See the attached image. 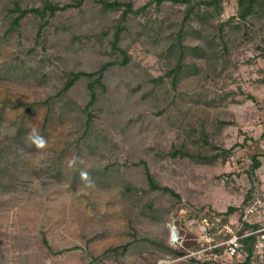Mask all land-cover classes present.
Returning a JSON list of instances; mask_svg holds the SVG:
<instances>
[{"label":"rangeland","instance_id":"obj_1","mask_svg":"<svg viewBox=\"0 0 264 264\" xmlns=\"http://www.w3.org/2000/svg\"><path fill=\"white\" fill-rule=\"evenodd\" d=\"M147 1L134 0L136 7ZM224 5L221 22L237 14L238 0H224ZM97 10L87 1L83 12L74 9L57 15L56 25L70 20L74 33L56 35L55 25L50 26L55 35L46 38L48 45L53 44L46 49L43 38L37 41L27 22L18 33H6L0 16V145L12 148L1 166L7 169L9 188L0 193V264H89L107 249L128 242L132 244L122 262L105 264H192L195 259L176 261L151 240L177 248L182 242L187 246L207 239L208 223L199 216L241 206L250 185L246 171L241 175L237 171L253 163L251 155L260 143L249 139L246 148H236L226 164L203 161L202 156L264 133V12L247 22L235 19L233 25L225 22L222 30L203 32L209 41V58L187 57L173 86V75L167 73L175 60H168L167 51L181 28L184 6L167 2L161 12L155 4L150 6L148 15L164 20L163 32L156 37L161 44L137 42L131 52L142 68H114L106 74L107 92L99 105L104 112L91 121L85 134L87 115L78 106L87 99L85 82L78 83L69 96L59 92L65 71H95L104 59L86 35L116 15L98 16ZM144 17L140 14L135 21ZM184 28V44L201 42L195 33L201 29L199 24L190 21ZM74 35L84 36L86 42L72 44ZM150 75L165 78L153 96L144 98L150 86L145 79ZM137 84L141 87L134 92ZM239 87L244 93L235 94ZM141 113L143 123L130 121L132 127L127 126L130 118ZM18 132L20 140L15 138ZM35 137L46 141L44 148H37ZM173 146L193 157L164 159L155 154ZM141 158L158 181L182 196L185 207L178 209L168 195L150 194L161 207L172 206L165 222L140 216L122 186L123 179L146 184L141 169L133 165ZM94 170L108 171L110 182L98 184L89 178ZM263 171L264 166L257 170L258 176ZM190 214L195 215L190 219ZM239 218L237 211L230 222L236 224ZM175 220L182 224L177 227ZM222 259L223 264L234 261L227 255Z\"/></svg>","mask_w":264,"mask_h":264},{"label":"trees","instance_id":"obj_2","mask_svg":"<svg viewBox=\"0 0 264 264\" xmlns=\"http://www.w3.org/2000/svg\"><path fill=\"white\" fill-rule=\"evenodd\" d=\"M94 3L99 10L97 12L98 16L101 15H110L115 14L116 17L112 18L109 23L100 25L93 28L90 35H86V41L96 45V53L103 56L99 68L95 71H87L85 69L72 70L68 69L64 72L65 81L64 86L60 90L59 95L65 94L70 95L71 91L77 86L78 83L82 81L85 82L87 99L84 103H79L78 106L81 108L82 112H85L87 115V121L85 123V134L91 129V121H94L95 118L104 112L101 106H99L104 98H101L107 92V84L105 81L106 74L114 68H127L138 66L142 68L138 62L133 60L132 49L134 44L141 42L144 45H149L154 47L161 44V41L156 37H159L163 32L160 29V24L163 25L164 20H159L156 17L148 15L147 10L153 4L156 5V9L161 12L163 10L164 3H171L173 6H184V15L181 21V28L177 33L173 41L168 45V60H175V65L168 71L167 75H173V86H176L180 78L181 72L184 69L185 59L187 57L200 58L207 60L210 56L209 54V41L206 39V31H209L211 28H218L219 30L223 29V26L226 24L233 25L235 19L238 21L247 22L248 19L254 14H260L264 12V0H238V10L235 16L229 17L225 22H221V17L225 11L224 0H149L145 4L136 7L134 0H70L63 2L62 0H39L38 4H29L25 0H0V16L2 25L5 27L6 33H15L22 30L24 23L28 24L26 27L33 29L36 33V40L41 37L43 38V47H51L53 44L48 45L47 41L50 38V35L54 36L55 34H62V32H67L69 34L74 33V29L71 30L70 20L61 22L60 25H56L54 20L57 15L62 12H67L70 10H77L78 12H83L86 2ZM142 15L145 18L143 21H135V18L138 15ZM194 21L201 26V29L196 31L200 43L197 45H187L184 44V34L187 33L185 30V25ZM220 23V24H217ZM52 25H55V30L53 34L50 29ZM46 35V36H45ZM48 38V39H46ZM84 36L74 35L71 40L72 44L75 43H85L83 41ZM50 41V40H49ZM129 41L128 44L126 42ZM96 43V44H95ZM34 49V48H33ZM147 51L151 52L152 49L147 47ZM264 57V50L261 54ZM194 69H198L196 64L191 65ZM236 68V64H235ZM141 73V72H140ZM230 75H233V72H230ZM164 76L160 75L153 77L152 75L149 78L146 77L145 82L148 83L149 88H146L143 92L144 98H149L155 93L157 86H160L164 81ZM144 82L141 84L143 86ZM141 85H136L133 88V91L140 89ZM234 92V91H233ZM235 94L244 93L242 88L239 87L238 91L234 92ZM250 99L254 100V96L251 94L248 95ZM233 101L236 103H243L241 100L233 98ZM118 110V114H119ZM121 114V113H120ZM138 115L135 118H130L127 126L131 124L135 125L142 119H144V114ZM131 121V124H130ZM142 120L140 123H143ZM126 126V127H127ZM149 127V126H148ZM143 131V130H142ZM19 134L16 135V139H19ZM252 140L256 143L262 142L264 139V133L258 139L245 138L242 143H236L231 148L221 149L219 152L212 154L211 156H202L203 161L207 162H216L220 160L222 164H226L231 157H233L236 148H246L248 141ZM24 143V142H23ZM29 145V144H28ZM152 150H155L152 147ZM12 148L9 146L0 145V193L6 191L9 188L7 182V169L2 166V161L5 157L9 156L12 152ZM155 154L159 158H177V157H193L192 153L188 150H183L176 146H173L168 151H156ZM253 163L249 167H241L243 171L247 173L248 177L252 181L254 175H256L257 170L261 168L262 161L260 160V153L257 151L252 155ZM134 167L141 169L144 182L146 183L143 186H138L132 183L131 180L123 179L122 186L125 190L126 196L130 200L132 206L136 207L139 211L140 216L153 221V222H165L167 217L171 212V207H161L157 201L150 196L151 193L160 192L162 195H168L173 205H176L178 209L185 207V204L182 203V196L177 192L173 187L164 185L157 180L156 176L151 171L148 162L141 158L138 162H134ZM110 169V168H108ZM108 171L100 170L89 173V178L96 181L98 184H106L110 182L109 175H106ZM234 172L229 173V177H232ZM241 173H243L241 171ZM237 175H241L238 172ZM75 178V177H74ZM249 191H246L245 197L243 199L242 205L229 206L225 212H218L215 210H210V212L204 213V215L199 216L201 221H207V233L212 239V243L226 241L230 238L231 234L227 233L225 230L226 225H231L234 229H238V234L242 237L240 238V246L238 252L242 259L235 257L233 262L229 264H255L258 263L257 256V239L258 234H249L245 235L247 232H251L259 228V224L250 223L247 220H244L243 217L239 218L238 223H231L230 217L237 211H239L244 203L248 202ZM159 200V199H158ZM195 214H190L189 218L194 217ZM175 225L179 227L182 224L181 220H175ZM45 245L48 247L49 251H53L46 239H43ZM152 243L159 247H164L165 252L171 254L176 261H181V258L190 257L195 259L192 264H223L222 257L226 253L227 245H221L214 247L211 250H208L206 256L199 258L198 256H189L192 251H198L202 248L209 245L206 240H195V242L190 245L182 244L177 248L170 246L168 244H163L157 239H152ZM181 241L178 240L177 243ZM132 242H128L124 245L114 246L107 249L100 257H94L89 264H105L106 262L111 263H120L122 258L126 255L129 250V246ZM63 253V250L55 252ZM214 254L220 256L216 258ZM176 264H184L177 262Z\"/></svg>","mask_w":264,"mask_h":264},{"label":"built area","instance_id":"obj_3","mask_svg":"<svg viewBox=\"0 0 264 264\" xmlns=\"http://www.w3.org/2000/svg\"><path fill=\"white\" fill-rule=\"evenodd\" d=\"M260 160L262 161V166H264V139L259 144ZM261 166V167H262ZM243 171L242 168H238L237 172ZM249 191V200L247 203H244L242 208L239 210L240 217H243L244 220L249 221L250 223L259 224V228L252 230L251 232H247L245 235L249 234H258L257 239V256L258 263L264 264V171L263 175L260 177L258 173L253 176L252 181L250 180V185L247 189ZM238 229H234L231 225H226L225 230L227 233H230L231 236L226 241L217 242L215 244L212 243V239L210 236H207L205 239L209 245L202 248L198 251H192L190 255L198 256L199 258H203L206 256L208 250H211L214 247H218L226 244V253L227 257L234 258L239 257L240 254L238 252V248L240 246V238L241 235L238 234ZM216 258H220L219 255L214 254ZM230 262V261H229Z\"/></svg>","mask_w":264,"mask_h":264},{"label":"clouds","instance_id":"obj_4","mask_svg":"<svg viewBox=\"0 0 264 264\" xmlns=\"http://www.w3.org/2000/svg\"><path fill=\"white\" fill-rule=\"evenodd\" d=\"M33 142L36 144L37 148H44L46 141L42 137L33 138ZM82 177H86L87 173H81Z\"/></svg>","mask_w":264,"mask_h":264},{"label":"water","instance_id":"obj_5","mask_svg":"<svg viewBox=\"0 0 264 264\" xmlns=\"http://www.w3.org/2000/svg\"><path fill=\"white\" fill-rule=\"evenodd\" d=\"M172 238L174 240H176L178 238V233H177V229L175 226L172 228Z\"/></svg>","mask_w":264,"mask_h":264}]
</instances>
